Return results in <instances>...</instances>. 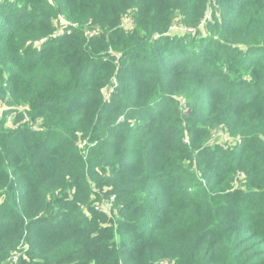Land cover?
<instances>
[{
	"label": "trees",
	"instance_id": "1",
	"mask_svg": "<svg viewBox=\"0 0 264 264\" xmlns=\"http://www.w3.org/2000/svg\"><path fill=\"white\" fill-rule=\"evenodd\" d=\"M208 3L0 0V83L26 107L0 124L35 126L0 137L16 191L0 243L24 239L23 264H264V0H216L206 36L170 33L177 14L197 32ZM219 128L235 145H206Z\"/></svg>",
	"mask_w": 264,
	"mask_h": 264
},
{
	"label": "rangeland",
	"instance_id": "2",
	"mask_svg": "<svg viewBox=\"0 0 264 264\" xmlns=\"http://www.w3.org/2000/svg\"><path fill=\"white\" fill-rule=\"evenodd\" d=\"M47 1H51V0H47ZM215 1L216 0H209L208 8L205 14L206 21H207L206 23L211 22L213 20L212 15L214 13L213 10L215 8ZM180 17H181V14H177L175 17H173L175 24L178 23V21L180 20ZM130 18L134 20L135 16L130 15ZM215 19H217V16L215 17ZM134 25H135L134 23L130 24L127 21L126 29L131 30L134 28ZM204 27L205 25H202L198 29L197 32L185 33V34L194 35V36L197 35L199 37L206 36L207 32L205 31ZM82 29L84 30L85 33H87L86 34L87 36H91V35L98 36V35H101L102 33L100 29L92 27L91 25H89V23L85 24L82 27ZM106 90L104 91V94L106 93ZM6 92L7 91L5 87L3 86V84L0 83V107L5 108L6 110L9 109V111L10 110L22 111L23 109H26V107H23V105L19 104L14 98H10L9 94ZM177 99H178L181 110L187 113L188 105L187 103L185 104L184 98L179 96ZM28 126L30 129L34 130L35 126H32L31 123L27 119H22V121L19 124H14V122L13 123L4 122V124H0V137L3 135L1 138H7L8 141H12L9 138V135L11 133H14L16 130L24 131L25 127H28ZM212 134L214 137L211 136ZM227 135L228 134H226V132L222 128L212 130L210 131V135L208 137V141L206 145L211 146V147L216 146V145L217 146L220 145L221 147L225 145H232V146L235 145L234 143H236V141L233 139H230L229 136ZM20 146L22 149H25L27 153H30L29 151L32 150L31 147L27 143L25 145L20 144ZM78 146H79V152L81 156L84 157L85 162H87L88 164L92 166L98 165L100 160L96 156V152H97L96 148H92V147L88 148L82 141L78 142ZM41 147L42 146L40 144V148ZM96 171L99 177L101 178L107 177L108 168L103 169L97 166ZM9 181L13 183V179L11 176L8 177L7 183L6 181L0 179V185H3L6 183L5 186L0 187V206L9 205L11 200L14 201V197L12 194H10L9 191L10 189H12L14 192L16 191H15V188L13 189L10 187ZM109 190H110L109 187H104L102 191H100L99 189H96V193H98L99 198H104L105 196H109L108 195ZM54 198H56V196ZM0 244H2L3 247H11V249L8 250L7 253L4 252V250L0 252V264H20V263L23 264V262H27L29 260L26 254L27 246L25 245L24 239L18 241L15 245H12V246H10L9 243L5 245L3 243H0ZM2 257L4 258L2 259Z\"/></svg>",
	"mask_w": 264,
	"mask_h": 264
},
{
	"label": "built area",
	"instance_id": "3",
	"mask_svg": "<svg viewBox=\"0 0 264 264\" xmlns=\"http://www.w3.org/2000/svg\"><path fill=\"white\" fill-rule=\"evenodd\" d=\"M127 21L130 24H133L134 20L131 19L130 16L124 18L122 22H123V26L125 28H126V25H127ZM205 23H206V18L201 21L200 27L202 25H205ZM65 26H71V24L68 23L67 21H65L62 17H59V19L56 22V28H57L56 34L57 35H61L63 33V29H64ZM174 32L194 33V30L185 29V28H182L181 26H179L178 24H174L170 28V33H174ZM115 87H116V82H113V84L110 87L107 88L106 93L104 94L107 99L110 98V96L113 93ZM4 110H5V108L0 107V119H2L4 117ZM13 119H14L13 113H11V114L6 116V122H8V123H13ZM34 129H35V127H34ZM211 136H213V134ZM114 201H115V197L113 195H109V196H106L104 198H100V200L97 201L94 204V210L96 212H98V213L104 214L107 217H111Z\"/></svg>",
	"mask_w": 264,
	"mask_h": 264
},
{
	"label": "water",
	"instance_id": "4",
	"mask_svg": "<svg viewBox=\"0 0 264 264\" xmlns=\"http://www.w3.org/2000/svg\"><path fill=\"white\" fill-rule=\"evenodd\" d=\"M188 111H189V110H188ZM188 111H187V112H188Z\"/></svg>",
	"mask_w": 264,
	"mask_h": 264
}]
</instances>
